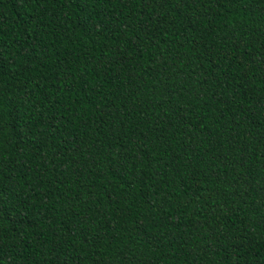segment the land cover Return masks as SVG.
<instances>
[{
	"label": "trees",
	"instance_id": "1",
	"mask_svg": "<svg viewBox=\"0 0 264 264\" xmlns=\"http://www.w3.org/2000/svg\"><path fill=\"white\" fill-rule=\"evenodd\" d=\"M0 264H264V0H0Z\"/></svg>",
	"mask_w": 264,
	"mask_h": 264
}]
</instances>
